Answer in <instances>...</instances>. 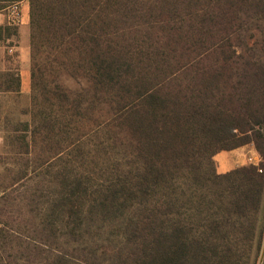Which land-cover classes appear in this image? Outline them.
Instances as JSON below:
<instances>
[{"label": "trees", "instance_id": "16d2710c", "mask_svg": "<svg viewBox=\"0 0 264 264\" xmlns=\"http://www.w3.org/2000/svg\"><path fill=\"white\" fill-rule=\"evenodd\" d=\"M23 1L26 107L0 68V264H256L264 166L221 174L215 157L264 159V0L0 11Z\"/></svg>", "mask_w": 264, "mask_h": 264}, {"label": "rangeland", "instance_id": "374dc122", "mask_svg": "<svg viewBox=\"0 0 264 264\" xmlns=\"http://www.w3.org/2000/svg\"><path fill=\"white\" fill-rule=\"evenodd\" d=\"M15 4L9 5L0 11V24L15 26L18 28V38H12L6 42H0V68L17 69L21 75L22 93L20 107H26L30 102V28H29V4L28 1L18 5V13L11 12ZM1 135V133H0ZM247 146V145H246ZM244 147V146H243ZM247 150L221 151L215 157L217 171L221 174L229 173L243 167L255 165L264 166V159L256 150L254 144H249ZM226 166L227 169L220 168ZM256 264H264V247L261 250Z\"/></svg>", "mask_w": 264, "mask_h": 264}, {"label": "built area", "instance_id": "2783aa9c", "mask_svg": "<svg viewBox=\"0 0 264 264\" xmlns=\"http://www.w3.org/2000/svg\"><path fill=\"white\" fill-rule=\"evenodd\" d=\"M11 12H12L13 14H17V13H18V5H17V4L14 5V7H13L12 10H11Z\"/></svg>", "mask_w": 264, "mask_h": 264}, {"label": "crops", "instance_id": "0c3cea01", "mask_svg": "<svg viewBox=\"0 0 264 264\" xmlns=\"http://www.w3.org/2000/svg\"><path fill=\"white\" fill-rule=\"evenodd\" d=\"M23 2H25V1H23ZM1 25V24H0ZM247 146H249V145H247ZM247 146H244V147H240V148H238V152L240 151V150H247ZM233 151H235V150H233Z\"/></svg>", "mask_w": 264, "mask_h": 264}]
</instances>
